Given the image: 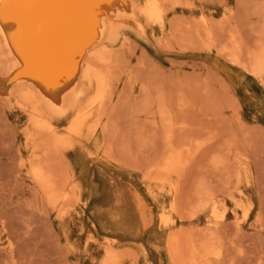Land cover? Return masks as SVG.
<instances>
[{"label":"rangeland","instance_id":"obj_1","mask_svg":"<svg viewBox=\"0 0 264 264\" xmlns=\"http://www.w3.org/2000/svg\"><path fill=\"white\" fill-rule=\"evenodd\" d=\"M176 1L165 29L125 32L106 134L70 136L60 153L45 136L28 142L22 107L36 89L18 78L0 93V264H264V0ZM5 45L0 33L7 82L17 65ZM161 108L181 151L169 183ZM66 120L53 123L61 136ZM33 163L71 191L56 208Z\"/></svg>","mask_w":264,"mask_h":264},{"label":"bare ground","instance_id":"obj_2","mask_svg":"<svg viewBox=\"0 0 264 264\" xmlns=\"http://www.w3.org/2000/svg\"><path fill=\"white\" fill-rule=\"evenodd\" d=\"M167 3L174 5L171 7L178 4L176 0H138L137 3L134 0H0V33L17 65L9 81L0 80V93H8L11 83L18 78L37 91H26L24 95L22 110L27 113L32 129V132L26 133L27 141H36L37 135L45 136L54 151L60 153L69 145L70 136L82 137L86 132L88 137H92L98 129L106 134L108 124L111 125L107 109L113 106V99L121 93L117 94V69L128 39L125 32L132 26L140 28V21L148 27L164 28ZM166 37L168 40L169 36ZM263 64L264 60H259L256 69L260 70ZM141 91L145 96L143 106L146 112L151 108L153 88L147 85ZM159 103H162L161 100ZM158 113L164 139L170 148V154L160 170L164 174L160 180L169 183L181 151L174 152L172 149V122L168 114L163 108ZM59 119H68L67 136L55 131L53 123ZM84 147L88 145L84 144ZM29 166L30 178L52 207L60 205L61 200L66 198L65 194L70 196L71 191L62 195L56 192L41 165L33 163ZM210 205L214 211L217 210L215 200ZM211 251L208 250L206 256L212 255ZM173 254L177 255V252ZM103 261L104 264L117 263L111 255Z\"/></svg>","mask_w":264,"mask_h":264}]
</instances>
